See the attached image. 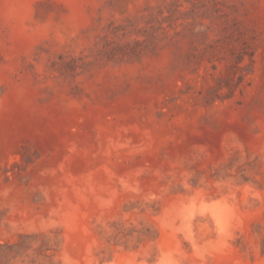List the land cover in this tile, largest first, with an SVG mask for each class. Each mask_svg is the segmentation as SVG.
I'll list each match as a JSON object with an SVG mask.
<instances>
[{
    "label": "rangeland",
    "instance_id": "1",
    "mask_svg": "<svg viewBox=\"0 0 264 264\" xmlns=\"http://www.w3.org/2000/svg\"><path fill=\"white\" fill-rule=\"evenodd\" d=\"M0 264H264V0H0Z\"/></svg>",
    "mask_w": 264,
    "mask_h": 264
}]
</instances>
